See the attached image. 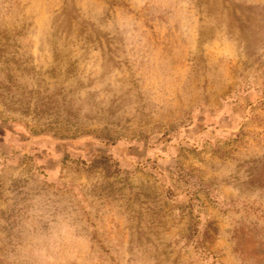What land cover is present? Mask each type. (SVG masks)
Listing matches in <instances>:
<instances>
[{"label":"rangeland","instance_id":"1","mask_svg":"<svg viewBox=\"0 0 264 264\" xmlns=\"http://www.w3.org/2000/svg\"><path fill=\"white\" fill-rule=\"evenodd\" d=\"M0 264H264V0H0Z\"/></svg>","mask_w":264,"mask_h":264}]
</instances>
